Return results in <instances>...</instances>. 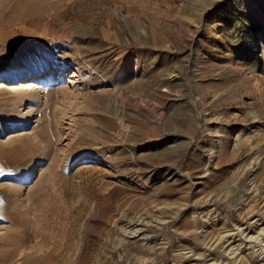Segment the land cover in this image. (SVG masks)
<instances>
[{
	"label": "rangeland",
	"instance_id": "374dc122",
	"mask_svg": "<svg viewBox=\"0 0 264 264\" xmlns=\"http://www.w3.org/2000/svg\"><path fill=\"white\" fill-rule=\"evenodd\" d=\"M263 50L264 0H0V264H264Z\"/></svg>",
	"mask_w": 264,
	"mask_h": 264
},
{
	"label": "bare ground",
	"instance_id": "6f19581e",
	"mask_svg": "<svg viewBox=\"0 0 264 264\" xmlns=\"http://www.w3.org/2000/svg\"><path fill=\"white\" fill-rule=\"evenodd\" d=\"M263 45V44H262ZM264 53V50L263 52ZM264 57V55H263ZM37 75H34L33 77H35ZM66 76V75H65ZM64 77V76H63ZM68 81V80H67ZM66 81V82H67ZM177 173V172H176ZM206 212V211H205ZM214 211L213 210H209L207 211L204 216L207 218V219H211L214 217L216 218V215H214ZM141 221V220H140ZM140 221H137V222H134L133 226H132V230L128 232V234L126 235V238H138V239H141L143 241H146L147 240V237H145L144 235V227H145V224H143L142 222ZM132 225V224H131ZM253 226V225H252ZM205 228V227H204ZM252 228V227H251ZM243 231V230H242ZM259 233V232H258ZM259 236V235H258ZM264 236V235H263ZM232 238V236H230ZM260 238V237H259ZM54 261H56V256L54 257Z\"/></svg>",
	"mask_w": 264,
	"mask_h": 264
}]
</instances>
